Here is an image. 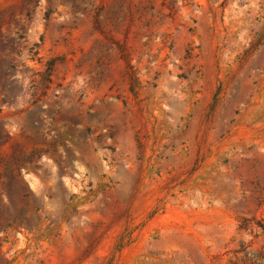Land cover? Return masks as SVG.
<instances>
[{
	"label": "rangeland",
	"instance_id": "1",
	"mask_svg": "<svg viewBox=\"0 0 264 264\" xmlns=\"http://www.w3.org/2000/svg\"><path fill=\"white\" fill-rule=\"evenodd\" d=\"M253 253L264 0H0V264Z\"/></svg>",
	"mask_w": 264,
	"mask_h": 264
},
{
	"label": "trees",
	"instance_id": "2",
	"mask_svg": "<svg viewBox=\"0 0 264 264\" xmlns=\"http://www.w3.org/2000/svg\"><path fill=\"white\" fill-rule=\"evenodd\" d=\"M251 264H264V259L257 253H253V258L250 259Z\"/></svg>",
	"mask_w": 264,
	"mask_h": 264
}]
</instances>
